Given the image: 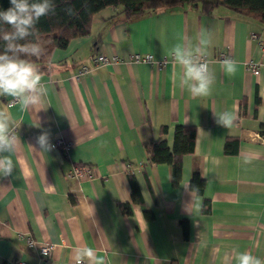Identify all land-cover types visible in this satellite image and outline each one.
Segmentation results:
<instances>
[{
  "label": "crops",
  "instance_id": "obj_1",
  "mask_svg": "<svg viewBox=\"0 0 264 264\" xmlns=\"http://www.w3.org/2000/svg\"><path fill=\"white\" fill-rule=\"evenodd\" d=\"M202 28L213 34L216 80L211 96L192 98L173 83L178 69L168 53ZM250 34L264 43V24L222 6L201 11L181 4L131 18L116 6L92 15L87 36L54 48L41 71L48 88L41 127L18 104L10 109L22 123V145L12 176L0 177V263L74 264L73 249L81 245L96 249L106 264H226L233 250L264 259V49ZM131 53L152 60L134 63ZM221 53L238 62L234 75L222 70ZM98 54L116 60L77 75ZM248 61L259 64L257 74ZM10 99L0 97V108ZM223 111L238 115L234 127L217 125L213 112ZM177 125L194 128V145L172 185L170 167L149 163L141 143L159 137L164 126L170 148ZM42 130L53 145L69 143L67 150L34 154L28 146ZM226 140L231 154L223 152ZM73 162L88 165L92 176L68 178ZM193 171L204 185L198 206L188 210L183 185ZM40 245L53 246L47 257L38 254Z\"/></svg>",
  "mask_w": 264,
  "mask_h": 264
},
{
  "label": "clouds",
  "instance_id": "obj_2",
  "mask_svg": "<svg viewBox=\"0 0 264 264\" xmlns=\"http://www.w3.org/2000/svg\"><path fill=\"white\" fill-rule=\"evenodd\" d=\"M10 7L0 10V97H11L5 108H0V177H10L15 170L13 155H16L22 145L18 129L22 123L17 122L10 109L17 104L20 111L31 115L35 127H41L40 112H46L45 100L48 94L47 86L42 83L41 69L35 62L44 54V48L39 41L37 25L43 17L55 14V0H9ZM68 15H73L71 7L65 9ZM213 34L202 28L195 37L183 36L172 45L169 55L176 69L172 74L173 83L186 90L192 98H205L213 93L216 74L211 59ZM35 58V59H33ZM222 70L228 75H234L238 62L227 58L220 62ZM217 125L232 128L239 120L234 111L214 113ZM28 148L34 154L48 153L54 150L50 132L42 130L36 137L35 145ZM51 187V185H49ZM185 192L191 197L187 209L198 206L199 189L183 185ZM226 264L235 260L236 264H264V259L251 251L238 252L233 250L232 256H225ZM74 264H106L103 256L97 250L81 245L73 249Z\"/></svg>",
  "mask_w": 264,
  "mask_h": 264
},
{
  "label": "trees",
  "instance_id": "obj_3",
  "mask_svg": "<svg viewBox=\"0 0 264 264\" xmlns=\"http://www.w3.org/2000/svg\"><path fill=\"white\" fill-rule=\"evenodd\" d=\"M55 4V14L41 18L37 25L40 33L39 41L45 51L39 59H33H35L41 71L45 70L48 57L54 48H64L70 39L88 35L92 15L104 7L119 6L124 17L131 18L144 12L181 4L198 7L201 11L222 6L264 24V0H55ZM10 6L9 0H0V10H6ZM68 7L74 10L73 15H68L65 12ZM2 48L3 44L0 42V49ZM165 130V127L161 126L159 129L160 136L143 141L141 147L149 163H164L170 167V182L172 185H176L180 177L181 158L193 152L194 128L184 125L175 126L172 131L170 148L166 146L163 138ZM229 146V140H226L223 145L224 153H232ZM127 178L131 187V199L137 202L136 189L129 173ZM188 185L198 188L200 194L204 180L197 171H193L188 180ZM117 207L124 214L130 213L129 206L125 203H117ZM207 211L208 201L204 199L202 201V212ZM143 213L146 218L150 217L148 211ZM179 224L183 226L184 219H180Z\"/></svg>",
  "mask_w": 264,
  "mask_h": 264
},
{
  "label": "built area",
  "instance_id": "obj_4",
  "mask_svg": "<svg viewBox=\"0 0 264 264\" xmlns=\"http://www.w3.org/2000/svg\"><path fill=\"white\" fill-rule=\"evenodd\" d=\"M249 39L256 41V44L259 45L262 49H264V43L260 39H258L255 35L250 34ZM128 58L130 61L134 63H149L152 60L150 55L141 54V53H131ZM224 59H226V55L222 53L217 55V60L222 61ZM115 60L116 59L114 56L98 54L91 59L90 67L82 66L78 70L77 75L87 73L91 68L93 69L99 66H105V65L114 63ZM258 66L259 64L251 63L250 61L246 63V67L252 74L258 73ZM9 101H7V104ZM54 146L62 150L63 152H65L67 148L69 147V143L63 142L60 139H57L54 141ZM66 176L75 181H79L82 179H88L92 176L91 168L86 164L73 162L71 163L70 170L68 171ZM25 242L28 246L35 247V243L30 238H26ZM52 249H53L52 245H40L37 247V252L41 257H47L49 252L52 251ZM14 264H28V263L17 261Z\"/></svg>",
  "mask_w": 264,
  "mask_h": 264
}]
</instances>
